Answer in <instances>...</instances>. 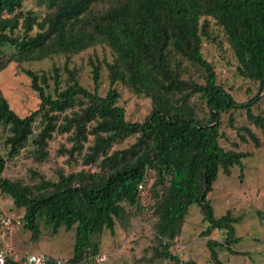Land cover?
Returning a JSON list of instances; mask_svg holds the SVG:
<instances>
[{"label": "trees", "instance_id": "16d2710c", "mask_svg": "<svg viewBox=\"0 0 264 264\" xmlns=\"http://www.w3.org/2000/svg\"><path fill=\"white\" fill-rule=\"evenodd\" d=\"M33 1L43 7L41 17L23 8ZM201 18L221 27L237 62V76L259 84L258 93L247 102H235L216 84L213 67L200 51L202 37L207 36L206 22L199 26ZM95 46L106 47L112 55L106 65L109 89L103 97L96 92L99 65L95 61H89L92 92L82 88L75 72L66 67H53L50 76L20 69L39 100L37 109L25 117L14 114L0 96V128L8 157L28 142L37 118L40 130L32 137L37 159L46 158L53 133L72 134V149L65 153H80L92 137L82 165L97 171L64 174L56 169L55 182L41 177L34 186L10 182L1 177L4 160L0 156V192L22 210V227L30 239L37 240L40 221L52 234L60 227L72 230V254L65 261L86 264L98 254L102 231L112 232L115 220L125 217V206L139 202L147 173L152 172L148 191L154 200L152 230L158 246L152 249V259L193 264L181 263L169 251L191 205L199 208L207 224L202 237L213 230L225 235L221 243L205 242L210 260L220 264L216 248L240 255L231 249L239 240L232 226L236 219L229 212L215 219L205 195L218 170L228 176L229 169L240 166L246 156L219 146L220 115L243 109L264 133L262 119L250 110L264 90V0H0V70L11 61L20 68L21 63L50 57L67 60ZM179 59L202 70V85L180 78ZM61 71L66 74L62 82ZM48 80L53 96L45 92ZM116 83L150 100V112L142 122L124 119L113 89ZM202 108L207 110L206 121L197 114ZM66 111L71 115L66 116ZM228 121L232 122L231 114ZM128 136H135L133 144L108 154L114 143ZM256 214L264 219V213Z\"/></svg>", "mask_w": 264, "mask_h": 264}, {"label": "rangeland", "instance_id": "374dc122", "mask_svg": "<svg viewBox=\"0 0 264 264\" xmlns=\"http://www.w3.org/2000/svg\"><path fill=\"white\" fill-rule=\"evenodd\" d=\"M24 9L31 8L38 17L43 13V7L36 1L24 4ZM206 22V37H202L201 54L205 61L209 62L216 76V84L221 86L237 103H245L259 91V84L241 79L236 74L237 62L226 42V36L220 26L210 18H201L199 26ZM89 61H95L99 65V80L96 92L103 97L107 90L108 79L106 65L112 61L110 51L104 46L89 48L69 59L64 57H50L42 61L24 62L17 68L15 62L6 63L0 70V96H2L9 109L22 118L35 111L39 100L36 93L29 88V79L20 69L50 76L52 68L59 70L66 67L75 72L77 83L85 90L92 92L94 85L91 80ZM179 74L182 80H189L198 85L203 84L202 70L185 60L179 59ZM174 62H171L173 66ZM61 82L66 79V74L60 72ZM63 83L59 89H63ZM113 89L118 94L117 105L123 109L124 119L128 122H142L150 112V100L144 96H137L130 90L116 83ZM53 85L47 81L45 92L52 95ZM53 96V95H52ZM191 101H194L192 98ZM253 116L262 119L264 125V90L259 93L257 102L251 107ZM200 121L207 120V110L202 108L197 111ZM229 114L232 122L228 121ZM70 116V111H66ZM219 132L222 137L218 144L225 151L238 152L246 155L240 159V166L233 165L229 169V175L225 176L218 170L211 190L206 193L212 209L213 217L218 219L226 212L236 219L234 223V237L238 238L237 244L231 246L240 255L230 254L225 249L216 248L217 261L220 264H264V219H260L257 211L264 213V133L260 127L254 125L246 118L245 111L239 109L221 114ZM41 121L37 118L32 125V136L18 154L8 157L7 148L3 145L4 130L0 128V156L4 160V168L1 177L26 186H34L40 181H56V169L64 174L75 173L80 170L95 172V167L82 165V155L86 147L92 142L88 136L80 153L71 151L72 134H52L47 141V156L37 159L34 137L40 130ZM251 133L258 141L259 147H254L248 133ZM135 141V136H128L114 143L108 150V154L115 150H124ZM146 182L141 192L139 202L134 207H126V215L122 220H115L112 232L103 230L98 237V253L107 258L104 264H173L166 260L152 259L153 248L158 249L153 237L152 226L155 222V214L152 210L154 200L148 191L153 179L152 172L147 173ZM0 208L13 223L11 230L0 228V246L10 242L17 259H22L29 254H46L58 260H67L71 257L73 246V231H64L60 227L55 234L51 228L42 221L38 223L39 235L36 241L30 239V233L22 227V210L12 206L8 196L0 192ZM199 208L191 205L183 218L179 235L173 240L169 251L176 256L181 263L214 264L205 247L207 239L221 243L225 238L222 231L213 230L204 238L201 236L206 227ZM86 264H94L90 258Z\"/></svg>", "mask_w": 264, "mask_h": 264}, {"label": "built area", "instance_id": "2783aa9c", "mask_svg": "<svg viewBox=\"0 0 264 264\" xmlns=\"http://www.w3.org/2000/svg\"><path fill=\"white\" fill-rule=\"evenodd\" d=\"M138 189H141V186H138ZM13 223L14 220L10 219V217H8L0 208V228L10 231ZM15 223H17V221H15ZM7 260L19 262V264H67L66 261L58 260L46 254L38 253L25 255L21 260L17 259L14 249L8 241L0 246V264H6ZM106 261V256L101 253H98L93 257L94 264H104Z\"/></svg>", "mask_w": 264, "mask_h": 264}]
</instances>
